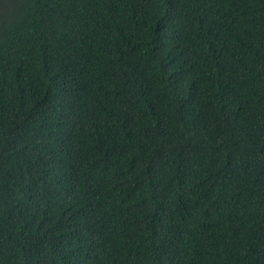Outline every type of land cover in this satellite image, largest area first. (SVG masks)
<instances>
[{
  "label": "trees",
  "instance_id": "1",
  "mask_svg": "<svg viewBox=\"0 0 264 264\" xmlns=\"http://www.w3.org/2000/svg\"><path fill=\"white\" fill-rule=\"evenodd\" d=\"M0 264H264V0H0Z\"/></svg>",
  "mask_w": 264,
  "mask_h": 264
}]
</instances>
